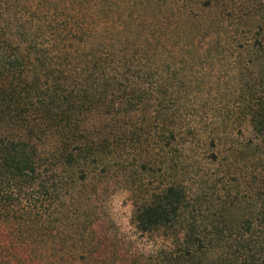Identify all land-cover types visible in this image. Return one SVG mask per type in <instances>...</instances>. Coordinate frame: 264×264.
I'll list each match as a JSON object with an SVG mask.
<instances>
[{"label": "trees", "instance_id": "obj_1", "mask_svg": "<svg viewBox=\"0 0 264 264\" xmlns=\"http://www.w3.org/2000/svg\"><path fill=\"white\" fill-rule=\"evenodd\" d=\"M244 1L0 0V264H264L263 149L229 146L219 159L218 127L196 115L198 97L180 100L196 51L169 16L208 11L217 55H259V84L246 63L244 115L264 143V43L250 40L264 32V0ZM237 7L242 37L221 29ZM218 117L228 130L229 112ZM201 134L221 175L186 163ZM245 152L261 165L230 182ZM112 175L153 252L97 234L98 184Z\"/></svg>", "mask_w": 264, "mask_h": 264}, {"label": "rangeland", "instance_id": "obj_2", "mask_svg": "<svg viewBox=\"0 0 264 264\" xmlns=\"http://www.w3.org/2000/svg\"><path fill=\"white\" fill-rule=\"evenodd\" d=\"M228 1L232 3V0ZM246 1L247 0L244 2L246 3ZM249 2L252 3V0ZM247 5L248 4H246V8H244V14L242 13V16L254 12L251 8H247ZM219 10L220 6L214 5L211 10V16L218 13ZM238 11V7L234 8L236 16L233 13V19L225 22L224 27L221 29H230L232 32L238 33V35L240 34L242 37L249 28L243 24L244 22H241V24L239 21L235 22L237 17H239ZM174 13L175 12L172 11L169 15L172 19L170 29H179L180 26L190 29V33L193 35L189 38V46H186V49L190 50L191 47H194L193 49L196 51L194 62L188 63L184 69L185 74L182 82L186 88L183 90L184 94H181L182 96L180 99L182 103L186 105L184 107L187 108V105L191 103L190 101L198 97L199 103H197L196 106V110L198 111L196 115H199L200 111L203 116L201 122L203 121V123L210 125V127H218V138L220 141H217V143L219 142V147L214 148V151L217 152L219 150V153L222 154L219 159L226 156L224 150L229 146L234 148H245V146H248L251 147L253 152H256V148L259 147L263 149L261 164L264 165V143L261 141V137L259 138L254 134L250 123V116L244 115L247 107L254 104L251 100L252 98L250 97L248 88V84L251 82V75L247 71L250 69L247 68L248 66L246 63L253 61L255 66L251 69L252 77L258 79L256 85L259 84V76L262 67L260 65L261 60H258L260 58L259 55L257 59L256 56H250V54H243L242 58H239L237 49L234 51V54L230 52L224 53V56L217 55L214 45L211 43L213 37L208 30L209 28L206 27L204 23H201V19L208 17V13L210 12L207 11V14H205L204 11L197 12L198 14H196V17H199L200 21L196 19L194 21L191 19L189 20L186 16L184 19H181L183 22L180 25L174 23ZM200 23L201 25H199ZM198 29L204 30L200 33ZM257 29L259 28H252L250 40L253 43L254 41H258L255 43H264V32ZM192 41H194V46H190V42ZM237 41H234V48L240 47L237 46ZM185 53H187V51ZM209 53L212 55L211 58L208 56ZM256 60L258 62H256ZM195 91L196 94L194 95L196 96H192L193 94L191 93ZM258 92L259 91L255 93L256 96L253 97V99L258 97ZM260 96L263 95L261 94ZM186 98L188 101L185 100ZM225 110L229 112V127L228 130H224L223 132L224 127L221 125L223 120L221 117H218V113L221 115ZM196 125L198 127L201 126V124L199 125L197 123ZM198 127H196V129H198ZM198 140H200V142L197 143L198 145L194 148V151L192 150L193 153H183V156L187 159L186 163L193 162V164H195L196 161V165H198L199 168L205 170L212 169V171H218L221 175L222 168L219 166H212L210 162L212 159V149H210L209 140L205 141V135L203 136L202 134ZM245 153L246 155L237 158V163L230 170V175L227 177L230 182H233L236 178L240 179L241 177H246V174L250 173L252 168L258 169V167H260L261 164L255 158L252 159L249 157V152ZM235 156H237L236 153ZM261 173H264L263 170ZM97 191L98 204L96 208L98 217L95 223L97 234L103 239H110L115 242H131L133 248L145 251L146 253L153 252V249H155V247H152L153 244L145 245V240L141 239L133 227L134 198L124 179L121 176H109L99 182Z\"/></svg>", "mask_w": 264, "mask_h": 264}]
</instances>
